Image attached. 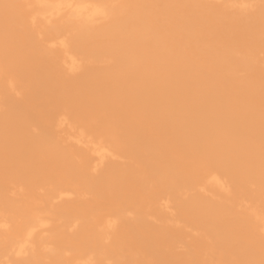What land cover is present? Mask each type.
I'll list each match as a JSON object with an SVG mask.
<instances>
[{
    "label": "bare ground",
    "instance_id": "obj_1",
    "mask_svg": "<svg viewBox=\"0 0 264 264\" xmlns=\"http://www.w3.org/2000/svg\"><path fill=\"white\" fill-rule=\"evenodd\" d=\"M0 264H264V0H0Z\"/></svg>",
    "mask_w": 264,
    "mask_h": 264
}]
</instances>
